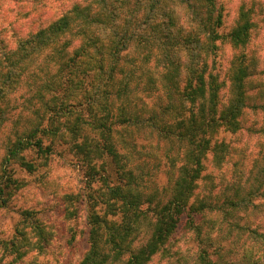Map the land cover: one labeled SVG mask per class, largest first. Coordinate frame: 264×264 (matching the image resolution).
Here are the masks:
<instances>
[{"label":"trees","instance_id":"trees-1","mask_svg":"<svg viewBox=\"0 0 264 264\" xmlns=\"http://www.w3.org/2000/svg\"><path fill=\"white\" fill-rule=\"evenodd\" d=\"M178 9L186 12V19ZM253 10L242 5L236 26L224 33L220 32L224 12L218 0H80L18 37L13 47L0 31V127L7 120L12 97L35 89L40 100L33 110L36 116L21 128L15 124L6 142L1 203L6 204L23 185L11 165L36 171L47 164L55 140L62 136L81 156L88 183L102 181L103 187L97 195L90 193L88 200L79 194L65 195V201L72 203L80 198L77 201L86 208L88 247L78 264H148L156 255L172 252L182 224L202 243V215L219 208L208 200L209 195L196 194L199 180H207L205 159L209 152L218 164L225 159L228 146L214 139L221 128L243 127L251 98L246 80L254 72L252 60L248 64L239 56L222 75L217 41L235 47L249 43ZM156 49L170 62L166 72L170 102L133 111L124 103L131 96L133 54L142 53L144 62ZM127 63L131 67L125 72ZM148 88L153 91L157 83ZM259 107L264 108V103ZM130 128H149L162 138L189 146L170 196L142 189V178L133 165L135 143L124 133ZM45 137L53 138L52 143L44 144ZM31 150L36 158H28ZM247 200L242 196L224 201L235 208ZM77 207L68 209V215H76ZM22 215L31 231L17 229L7 241L15 255L10 264H39L24 256L34 250L45 252L51 231L34 211L26 209ZM146 222L150 233L142 242ZM200 258L202 264H228L213 261L207 248ZM248 264L264 262L249 258Z\"/></svg>","mask_w":264,"mask_h":264},{"label":"rangeland","instance_id":"rangeland-1","mask_svg":"<svg viewBox=\"0 0 264 264\" xmlns=\"http://www.w3.org/2000/svg\"><path fill=\"white\" fill-rule=\"evenodd\" d=\"M78 1L0 0V31L13 47L18 37L35 29L39 23L55 18ZM218 2L224 12V25L220 29L224 33L236 26L242 5L254 9L255 24L249 43L235 47L230 42L217 41L220 45L217 60L221 64L222 75L239 56H244L248 64L252 60L254 72L246 80L251 95L250 104L245 109L241 129L231 131L221 128L215 136L214 140L223 141L228 146L225 159L218 164L211 152L205 159L203 174L207 180H199L196 194L209 195L208 200L219 208L205 210L202 215L203 242L182 224L175 234L176 239H173L172 252L166 256L158 254L148 264H202L200 253L203 248H207L210 258L218 263L248 264L249 258L264 262V108L259 107L264 103V0ZM184 13L178 9L183 20L187 17ZM133 57L135 71L130 84V103H124L137 112L167 105L171 86L166 75L170 62L165 53L156 49L144 62L142 53H135ZM124 66L126 72L131 64ZM128 73L123 75L127 76ZM151 83H157L153 91L148 88ZM35 91L28 89L24 94L21 92L12 97L8 104L7 120L0 127V176L2 160L7 151L6 142L12 137L15 124L21 128L36 116L33 110L40 105V100L35 96ZM122 102L118 101L119 104ZM253 103H257L255 107ZM124 133L129 141L135 143V147L132 146L133 165L142 178V189L146 193L170 196L179 167L184 161L182 157L189 146L185 142L162 138L149 128H130ZM52 141L53 138H44V144ZM27 155L29 159L37 157L33 150ZM80 159L81 156L61 136L55 140L47 164L39 166L36 171L29 172L17 163L11 165L14 176L23 185L13 192L6 204L1 203L3 196L0 193V264H10L15 257L8 250L10 246L7 241L17 234L16 230L31 231L22 215L26 209L34 211L35 216L51 231L52 238L45 252L30 251L24 259H35L39 264L79 263L88 247L87 227L83 218L86 208L82 206V201H77L80 198L72 203L65 201V195L79 194L81 199L84 197L88 200L90 193L97 195L103 188L102 181L88 183L87 168L82 167ZM242 196H247L248 200L235 208L224 201L226 197L237 200ZM75 207L78 213L68 215V209ZM143 227L146 232L141 234L142 242L149 235L151 226L146 222Z\"/></svg>","mask_w":264,"mask_h":264}]
</instances>
